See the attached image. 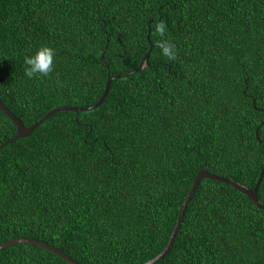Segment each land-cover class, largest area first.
Instances as JSON below:
<instances>
[{"label": "trees", "instance_id": "obj_1", "mask_svg": "<svg viewBox=\"0 0 264 264\" xmlns=\"http://www.w3.org/2000/svg\"><path fill=\"white\" fill-rule=\"evenodd\" d=\"M42 46L55 50L53 71L28 79L24 58ZM151 47L100 106L56 112L0 148V243L27 236L82 264H141L168 244L201 169L255 186L264 0H0V98L30 126L58 106L96 103L109 74L138 68ZM16 129L0 108V144ZM0 264L71 263L24 242L0 249ZM154 264H264V208L204 178Z\"/></svg>", "mask_w": 264, "mask_h": 264}, {"label": "water", "instance_id": "obj_2", "mask_svg": "<svg viewBox=\"0 0 264 264\" xmlns=\"http://www.w3.org/2000/svg\"><path fill=\"white\" fill-rule=\"evenodd\" d=\"M150 31H151V28L149 29V32ZM151 50H152V47H151L150 51H148L146 53L145 57L142 59V61H141V63H140L138 68L130 70V71L125 72V73L113 75V76H111L109 74L107 82H106V85H105L104 92H103L102 96L99 98V100L96 103H94L92 105L82 106V107L65 106V105L58 106V107L50 110L48 113L43 115L41 118H39L37 121H35L30 126H26L24 124V122L13 111H11L6 106V104L2 101V99L0 98V108L8 115V117L10 119H12L15 122V124L17 126L15 135L12 138H10L7 141H5L2 144H0V148L3 147L6 143H8L10 141H13V140H16L19 137L29 136L35 130L36 127H38L45 119H47L51 115L55 114L56 112H59V111H62V110H74L76 112H79L81 110L85 111V110H91V109L97 108L98 106H100L102 104L104 99L107 97L112 81L117 79V78H122V77L128 76V75L138 71L139 69H141L144 66V64L147 63L146 60L149 58ZM256 134H257V138H259V127L257 128ZM263 140L260 139V141H263ZM263 175H264V167L262 168V170H261V172L259 174V177H258V180H257L255 186L253 188H248V187L240 184L239 182H237V181H235L233 179H230V178H227L225 176H221V175L212 173V172L208 171L205 168L201 169L197 173V175H196V177L194 179V182L192 184V187H191L188 195L185 197V199H184V201H183V203L181 205V209H180V213H179V216H178V219H177V223H176V225L174 227V230L172 232V235H171V237L169 239L168 244L166 245V247L159 254H157L156 256L150 258L149 260H147V261H145L144 263H141V264H154L155 262H157V261L161 260L162 258H164L165 255L170 251V249L172 248V246L174 244L175 238H176V236H177V234H178V232H179V230L181 228V224L183 222L184 215H185L186 209L188 207V204H189L190 200L192 199L197 187L199 186V184L201 183V181L204 178H211V179H215V180H218V181H221V182H225V183L231 184L232 186L236 187L237 189H239L240 191H242L243 193H246L249 197H251L253 199L254 203L258 207L264 208V204H260L259 201H258V188H259L260 182H261V180L263 178ZM24 242L25 243L35 244V245L41 246V247H43V248H45L47 250H50L53 253H55V254L59 255L60 257H62L63 259H65L66 261H68L71 264H82L79 261H77L76 259H74L73 257H71L69 254H67L64 251H62L60 248L55 247L52 244H50V243H48V242H46L44 240L33 238V237L21 236V237H15V238L8 239V240L3 241V242L0 243V249H3L5 247H7V246H10V245H13V244H16V243H24Z\"/></svg>", "mask_w": 264, "mask_h": 264}, {"label": "clouds", "instance_id": "obj_3", "mask_svg": "<svg viewBox=\"0 0 264 264\" xmlns=\"http://www.w3.org/2000/svg\"><path fill=\"white\" fill-rule=\"evenodd\" d=\"M166 23L161 20L155 25V34L160 37L166 35ZM156 47L161 50L162 55L168 60L177 59L176 46L167 39L156 41ZM55 50L48 46L40 47L34 55L24 58V75L28 79L47 78L53 71Z\"/></svg>", "mask_w": 264, "mask_h": 264}]
</instances>
